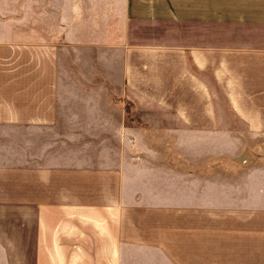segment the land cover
<instances>
[{
    "label": "crops",
    "instance_id": "obj_1",
    "mask_svg": "<svg viewBox=\"0 0 264 264\" xmlns=\"http://www.w3.org/2000/svg\"><path fill=\"white\" fill-rule=\"evenodd\" d=\"M96 236L264 264V0H0V264Z\"/></svg>",
    "mask_w": 264,
    "mask_h": 264
},
{
    "label": "rangeland",
    "instance_id": "obj_2",
    "mask_svg": "<svg viewBox=\"0 0 264 264\" xmlns=\"http://www.w3.org/2000/svg\"><path fill=\"white\" fill-rule=\"evenodd\" d=\"M97 63L98 62H96V64ZM109 65L113 69V77L118 78L117 63L113 60V62L109 63ZM123 105L124 106H122L121 108L123 110V119H124L125 124H128L130 126L132 124H137L139 122V124L142 126L148 125L147 122H142V119L140 122L138 118H136V117L134 118L130 114L132 111L134 112V110L129 111V109H128L129 107H128L127 103L126 104L124 103ZM150 109L149 110L146 109V110H148V112L154 113L153 109H151V110ZM145 113H147V112H145ZM143 118L145 119V115H143ZM211 147H212V145L208 143L207 144V150L210 151ZM244 151H246V150H244ZM94 245H95L94 246L95 248H94V251L92 252L93 247H91V245H89V247H88L86 240L82 241V240L78 239L77 241H75L73 243L70 242V243L65 244L66 253L71 260L77 259L78 264H106V263L111 264L112 259L109 255V252L106 250V248L104 246V242L102 241V238L100 236H98V237L96 236Z\"/></svg>",
    "mask_w": 264,
    "mask_h": 264
}]
</instances>
